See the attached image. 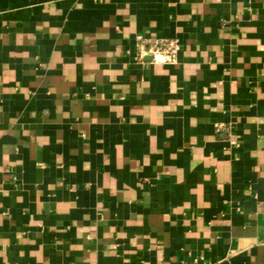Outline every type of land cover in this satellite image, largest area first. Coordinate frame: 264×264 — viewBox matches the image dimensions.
<instances>
[{
  "label": "crops",
  "instance_id": "crops-1",
  "mask_svg": "<svg viewBox=\"0 0 264 264\" xmlns=\"http://www.w3.org/2000/svg\"><path fill=\"white\" fill-rule=\"evenodd\" d=\"M0 264H264V0H0Z\"/></svg>",
  "mask_w": 264,
  "mask_h": 264
},
{
  "label": "built area",
  "instance_id": "built-area-1",
  "mask_svg": "<svg viewBox=\"0 0 264 264\" xmlns=\"http://www.w3.org/2000/svg\"><path fill=\"white\" fill-rule=\"evenodd\" d=\"M136 41L139 43L138 61L143 62L144 58L149 57L154 64H173L176 62L180 49L177 39L146 43L143 37L138 35ZM231 144H235V141H231Z\"/></svg>",
  "mask_w": 264,
  "mask_h": 264
}]
</instances>
